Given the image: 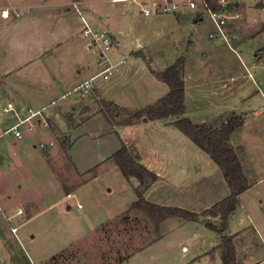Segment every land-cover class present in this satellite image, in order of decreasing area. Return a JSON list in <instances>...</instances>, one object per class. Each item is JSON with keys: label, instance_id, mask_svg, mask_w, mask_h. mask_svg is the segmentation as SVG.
Wrapping results in <instances>:
<instances>
[{"label": "crops", "instance_id": "0c3cea01", "mask_svg": "<svg viewBox=\"0 0 264 264\" xmlns=\"http://www.w3.org/2000/svg\"><path fill=\"white\" fill-rule=\"evenodd\" d=\"M102 1L0 0V100L5 99L0 105V264H48L49 259L55 256L37 260L28 249L30 240L24 239L19 232L31 221L42 217L45 200L56 189L63 187L55 170L43 159L44 151L55 155L60 150L57 139L62 132L72 137L69 153L73 164L67 170L66 181L70 184H74L76 175H79L82 181L78 187L83 186L85 175L93 174L105 163H110L111 170H118L135 186L136 178L125 177L111 158L121 148L123 140L140 156V162L158 175V179L144 190L146 200L174 206L165 204L169 202L151 201V196L162 192L191 204L203 201L209 193L212 195L202 208L190 210L200 214L199 220L187 221L179 217L165 219L161 223V236L158 239L116 264H139L133 261L136 254L183 227L194 230H190L184 240L188 243L184 247L188 254L183 261L172 264H223L219 247L221 235L207 226L208 218L201 214L227 197L230 189L211 156L180 131L174 122L180 117H189L195 123L216 121L220 124L233 114L242 116L243 123L233 132L231 144L250 183L245 193L249 194L253 187L264 182V74L258 68V62L264 60V3L252 5L245 3V0H233L236 3L229 5L227 0H218L219 5L210 7L227 20L221 32L205 8V11L195 10L185 5L176 13L147 16L141 12L135 0H127L138 6L140 14L146 18V24L153 29L149 40L142 36L129 40L124 29L117 27L109 17L102 18L97 13L96 4ZM75 2L82 15L74 7ZM5 9L10 11L9 17L2 16ZM205 14L215 29L209 33L206 42L192 31L190 25L191 22L195 25L202 22ZM125 16V21L132 22L129 14ZM87 23L94 32L105 29L111 32L115 40L111 49L103 51L99 45L88 47L93 37L83 34ZM157 36L166 37L171 43L168 48L171 62L167 68L180 58L185 60V114L160 119L144 116L147 120L142 117L130 125H111L100 109V103L135 112L155 104L169 93V85L156 75L164 70L151 68L147 73L138 72L137 66L140 67V62L150 54L147 43ZM215 38L225 42L237 55L245 72L236 71L218 54V45L209 43L210 39ZM256 41L261 43L259 47L253 44ZM215 60L217 65L213 64ZM87 81L92 83L93 90L78 92L76 89ZM10 102L15 104L18 113L4 110ZM81 107L91 112L75 127L69 126L67 113L78 110L76 115L82 116ZM28 109L44 110L48 124L38 123L33 127L22 125L21 137L7 133L19 118L27 115ZM89 122L97 125L94 130L97 135L91 140L101 141L105 138L108 145L96 158L94 152L85 154V157L78 156V148L86 149L88 146L81 129ZM146 124H153L157 128L156 133L145 141L132 137L134 131ZM40 128L42 130L37 133ZM34 135L38 137L37 141ZM39 147L37 153L35 149ZM34 155H39L42 166L30 162ZM73 194L75 197L71 199L67 194L64 198L58 196L60 199L56 203L65 201L68 209L73 207L69 200H74L76 206L77 203L82 204L76 193ZM242 196L238 206L243 204ZM137 200L138 197L134 202ZM131 205L125 211L131 209ZM125 211L96 223L95 229L118 218ZM248 216V225H239L225 234L237 238L239 233L254 225L264 241V231L249 213ZM212 219L221 222L220 217ZM197 223L200 224L199 229L195 225ZM204 230L212 233L205 234ZM197 231L207 238L200 240ZM34 237V234L30 235V238ZM216 239L218 244L214 246Z\"/></svg>", "mask_w": 264, "mask_h": 264}, {"label": "rangeland", "instance_id": "374dc122", "mask_svg": "<svg viewBox=\"0 0 264 264\" xmlns=\"http://www.w3.org/2000/svg\"><path fill=\"white\" fill-rule=\"evenodd\" d=\"M176 1L180 2L182 0ZM232 1L227 0V3L229 5L236 3ZM244 2L252 5L259 2L257 5H261L260 3H264V0H245ZM208 3L214 7L219 5L218 0H208ZM96 9L102 18L109 17L110 21L114 22L117 27L124 29L125 36L129 40L136 36H142L144 39H148L152 35L153 29L146 24V18L140 14L138 6L133 1L104 0L96 4ZM199 9L205 11L202 6L195 10ZM126 13L129 14V18H132V22L125 21ZM165 17L169 16H161V18ZM190 25L192 31L197 35L199 34L205 42L209 40V33L215 30L213 22L206 14L202 22L200 21L197 25L191 22ZM113 28L115 27L113 26ZM209 43L218 45V54L224 57L226 63L233 66L236 71H246L237 55L227 47L225 42L215 38L210 39ZM253 44L259 47L261 43L256 41ZM147 45L150 54L147 59L140 62V67L137 66L139 69L138 72L140 74L143 72L147 73L150 72L151 68L165 70L168 66L167 64L171 62L168 51V48L171 46L170 40L163 36H157L154 40L149 41ZM149 58H151V61ZM262 63L263 61L258 62L259 69ZM213 64L217 65L218 62L215 60ZM195 67L194 65L193 69ZM261 71L264 74V70L262 69ZM158 87L159 85L156 86V90ZM73 96L76 95L74 94ZM4 102L5 99H1L0 105ZM99 107L108 115L111 125L128 118L132 114V112L125 111L122 108L108 103H100ZM77 111L73 110L67 113V120L71 127H75L91 112L87 111L86 107H81V114L83 113V115L77 116ZM41 128L38 129L37 133L42 130ZM95 129H97V125L94 122L83 125L81 130L85 133L84 141H87L88 146H86V149L80 146L78 148V156L85 157V154L94 152L93 155L96 158L98 154L106 149L105 145L107 144V140L105 138L101 141L91 140L93 136L97 135L95 134ZM156 131L157 128L153 124H146L134 131L131 135L135 139L138 138L145 141L150 135L156 133ZM65 133L58 134L57 145L60 147V150L55 155L47 154L45 151L43 153L44 161L55 170V174L63 182V187L56 189L55 193L45 200L44 206L46 207L42 217L38 220L31 221L19 232L24 239L30 240L27 246L34 258L41 261L40 258L44 260L55 255L49 259L48 264H116L158 239L161 236L160 227L162 222L157 228L155 222L146 212L132 209L125 211L137 199L136 189H143V187H140L138 180L134 186L118 170L117 172L111 170L110 167L112 164L105 163L95 173L85 175L83 177L84 183L81 187H78L80 181H82L79 175L76 176L80 180L75 177L74 184L66 182L68 181L67 170L71 169L69 167L73 163L69 153L72 137L69 133ZM33 138L37 141L38 137L34 135ZM63 145L65 148H63ZM39 149L40 147L35 149L37 153ZM38 157L39 155H34L30 162L40 167L42 166V162ZM25 160L29 164L28 160ZM106 167H109V169L106 170ZM93 175L95 176L92 177ZM72 181L74 180L72 179ZM72 181L71 183H73ZM73 192L76 193L77 199L82 202L83 209L78 210L74 200H69L73 206L72 209L67 208L65 201L56 203L60 199L59 197L64 198L66 194L68 195ZM211 197L212 195L209 193L207 197L205 196L203 198V201L186 204L180 202L176 197H170V194L166 195L159 192L151 196L150 200L169 202L165 204L194 210L192 208H202L205 202ZM262 199L264 200V182L253 187L249 191V194L245 193L242 196L243 204L239 205L236 208L235 214L228 219V232L238 228L239 225H248L250 222L248 213L264 231V213L262 212L264 210V201L261 202ZM169 200H171V203ZM122 211L125 212L118 218L111 220L107 224H102L98 229H95L96 223L105 221L107 218H111L113 214H119ZM207 218V222L214 221L212 217ZM214 223L217 226L221 224V222L216 221ZM195 225L199 229L200 224L197 223ZM85 230L86 232H84ZM190 230V228L186 227L175 230L165 239L141 250L133 258V261H137L139 264H172L183 261L188 254L184 249L188 245L184 241L185 237L191 231H194ZM204 231L205 234L212 233L210 230ZM32 234L35 235L34 238H30ZM197 234L198 238L199 236L201 237L200 240L207 238L204 236L205 234H201L199 231H197ZM223 234L226 235L225 232ZM237 236V238L235 237V245L240 264H264V241L257 228L252 225ZM221 239L222 236H220L219 240V247L222 250ZM217 244L216 239L214 246ZM215 252H217V249H215Z\"/></svg>", "mask_w": 264, "mask_h": 264}, {"label": "trees", "instance_id": "16d2710c", "mask_svg": "<svg viewBox=\"0 0 264 264\" xmlns=\"http://www.w3.org/2000/svg\"><path fill=\"white\" fill-rule=\"evenodd\" d=\"M184 64V58H180L164 71L156 73L162 81L169 85V93L160 98L155 104L132 112L128 118L117 122L116 125H130L144 116H148L151 119H160L185 114ZM104 115L109 121L108 115L106 113ZM242 123V116L237 114H233L227 121L220 124L216 121L201 124L195 123L189 117H180L174 122L180 131L211 156L221 169L230 189V194L227 197L201 214L205 217H220L221 219L220 226L215 225L211 221L207 222V226L220 235L222 234L223 264H240L237 257L235 235H224L223 233L228 229V219L240 203L241 195L250 188L241 160L231 144L233 132L241 127ZM63 148H65L64 145ZM111 158L119 166L125 177L136 178L140 187H143V189H136L138 200L131 205V209L146 212L155 222L157 228L161 222L171 217H179L187 221L199 220L200 214L193 211L177 206L158 205L144 198V190L158 179V175L143 165L140 162V156L128 147L123 140L121 148Z\"/></svg>", "mask_w": 264, "mask_h": 264}, {"label": "built area", "instance_id": "2783aa9c", "mask_svg": "<svg viewBox=\"0 0 264 264\" xmlns=\"http://www.w3.org/2000/svg\"><path fill=\"white\" fill-rule=\"evenodd\" d=\"M141 7V12L144 15H153V14H161V13H176L180 10L182 6L188 5L192 9H197L199 7H204L211 19L214 21L215 25L223 31V26L227 23V20L225 17H223L219 12L213 10L208 0H182L180 2L176 0H135ZM74 7L77 9V11L82 15L81 11L78 9V3L75 2ZM10 11L8 9H5L2 11L3 17H9ZM16 15H18V12H16ZM83 34L85 36H92V41L88 42V47H94L96 45H99L103 48V51H108L112 48L114 45V38L111 34V32L108 29L94 32L93 29L90 27V25L87 23L86 28L83 31ZM263 63L261 65V68L264 70V60H262ZM107 72V71H105ZM252 75V74H251ZM93 90V85L89 81H87L82 87L77 88L76 90L78 92H81L83 90ZM75 90V91H76ZM5 111H15L17 112L16 106L14 103L10 102L8 103L7 107L4 108ZM38 123H47L46 116L44 114V110H27V115L23 118H19V121L13 125L10 129H8L7 133H13L17 137L22 136V125H28L29 127L35 126V124ZM69 199L74 198L75 195L73 193H70L67 195ZM77 207L79 209L83 208V205L81 203H77ZM13 231H16V228L13 229Z\"/></svg>", "mask_w": 264, "mask_h": 264}, {"label": "water", "instance_id": "95a60500", "mask_svg": "<svg viewBox=\"0 0 264 264\" xmlns=\"http://www.w3.org/2000/svg\"><path fill=\"white\" fill-rule=\"evenodd\" d=\"M144 120H147V117H144ZM134 182H135V183H137V180H136V179H134Z\"/></svg>", "mask_w": 264, "mask_h": 264}]
</instances>
